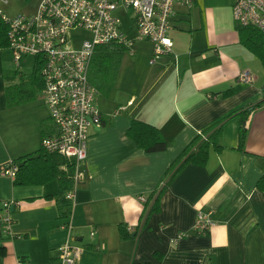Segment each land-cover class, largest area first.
Returning <instances> with one entry per match:
<instances>
[{"label": "crops", "instance_id": "crops-1", "mask_svg": "<svg viewBox=\"0 0 264 264\" xmlns=\"http://www.w3.org/2000/svg\"><path fill=\"white\" fill-rule=\"evenodd\" d=\"M233 5L234 0H196L191 8L178 6L172 53L151 63L153 44L140 40L134 54L124 55L111 92L97 96L103 123L90 129L72 232L63 227L69 218L60 217L57 199L48 197L59 191L58 179L21 185L3 173L6 163L38 152L42 138L57 129L42 89L35 99L8 105L7 88L21 81L19 72L32 70L17 67L8 46L0 49V204L19 202L12 233L1 232L0 223V264H17L19 258L56 263L70 236L85 247L82 264H264V191L257 187L264 175V63L241 43ZM245 70L253 82L239 79ZM246 110L240 148L237 114ZM134 119L157 126L168 148L139 147L127 134ZM217 130L222 149L213 147L205 165L187 164L146 223L149 195L204 135L209 139ZM199 210L211 211L215 220L205 234L194 230ZM122 225L133 235L123 238Z\"/></svg>", "mask_w": 264, "mask_h": 264}, {"label": "built area", "instance_id": "built-area-1", "mask_svg": "<svg viewBox=\"0 0 264 264\" xmlns=\"http://www.w3.org/2000/svg\"><path fill=\"white\" fill-rule=\"evenodd\" d=\"M196 0H40L34 12L0 15L8 27V48L17 67L29 63L42 65L43 98L50 109L57 131L42 138V148L59 153L76 163L75 189L85 178L81 164L88 156L90 129L100 127L103 116L97 104L99 90L90 80V67L97 47L121 43L131 54L140 40L153 44L151 63L173 52L170 34L177 7L191 8ZM6 2H8L6 0ZM236 23L253 25L264 32V0H234ZM81 32L87 35H81ZM132 33V34H130ZM239 79L253 82L249 70ZM208 137L204 135V139ZM19 164L10 161L3 173L16 177ZM75 189L67 196L74 201ZM146 201V196L140 197ZM19 202H1L0 223L4 234L12 233V210ZM211 211L199 210L194 230L205 234L214 225ZM69 232L74 224L69 219L63 225ZM85 247L71 236L59 247L56 263L82 264ZM17 264H32L20 259Z\"/></svg>", "mask_w": 264, "mask_h": 264}, {"label": "trees", "instance_id": "trees-1", "mask_svg": "<svg viewBox=\"0 0 264 264\" xmlns=\"http://www.w3.org/2000/svg\"><path fill=\"white\" fill-rule=\"evenodd\" d=\"M239 31L240 41L250 51L257 55L264 63V32L253 25L236 24ZM8 27L2 16L0 15V49L7 47L9 44ZM128 52L126 45L121 43L103 44L97 47L96 53L92 59L90 67V80L97 87L99 92L108 95L115 85L119 69L121 67L124 55ZM42 65H36L34 70L30 73H21V81L10 85L7 88L8 105H18L26 101L35 99L36 93L43 89L44 79L41 74ZM232 91L228 90L224 95L230 94ZM249 111L239 112L237 114L240 120V143L239 147L243 148L246 140L245 123L248 118ZM127 134L132 138L139 147L145 149L147 152H159L166 150L169 143L163 132L155 125L144 122L142 120L134 119L127 130ZM221 131H215L208 140H201L194 152L187 154L190 147L200 139L198 136L186 147L172 164L171 168L186 155V159L182 161L173 175L167 182H163L161 186L154 190L148 198L150 203L148 207L146 223L149 217L154 212L161 209V197L167 187L172 183L175 177L181 170L189 163H196L205 165L208 161L211 149L214 147L220 151L222 146L219 139ZM19 164V170L14 178L15 184L31 185L44 184L53 179H58L60 182V189L53 195L48 197H55L57 199L60 217L67 219L73 215L74 201L67 196L70 190L75 189V173L76 163L59 153H52L41 148L38 152L30 153L15 160ZM257 187L264 191V175L258 181ZM2 206L0 205V216ZM136 230L134 237L138 235ZM121 234L123 238H129L133 234L126 229L124 225L121 226ZM158 255V253H157ZM159 256V255H158ZM159 258H161L159 256ZM150 264V263H145Z\"/></svg>", "mask_w": 264, "mask_h": 264}, {"label": "rangeland", "instance_id": "rangeland-1", "mask_svg": "<svg viewBox=\"0 0 264 264\" xmlns=\"http://www.w3.org/2000/svg\"><path fill=\"white\" fill-rule=\"evenodd\" d=\"M0 0V8L5 11L6 14L14 16L21 12H34L40 3V0ZM132 34V33H130ZM81 35H87L84 32H81ZM127 54H131L130 51ZM128 55L125 56L127 58ZM33 58H29V63H24L21 70L28 72L34 70Z\"/></svg>", "mask_w": 264, "mask_h": 264}]
</instances>
